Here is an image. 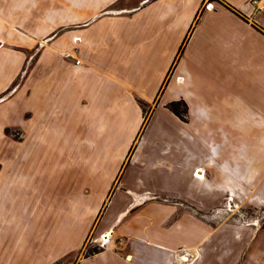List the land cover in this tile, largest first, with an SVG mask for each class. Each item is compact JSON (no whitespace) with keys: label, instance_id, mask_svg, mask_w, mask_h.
I'll list each match as a JSON object with an SVG mask.
<instances>
[{"label":"crops","instance_id":"1","mask_svg":"<svg viewBox=\"0 0 264 264\" xmlns=\"http://www.w3.org/2000/svg\"><path fill=\"white\" fill-rule=\"evenodd\" d=\"M209 1L0 0V264H217L196 213L264 185V13Z\"/></svg>","mask_w":264,"mask_h":264},{"label":"rangeland","instance_id":"2","mask_svg":"<svg viewBox=\"0 0 264 264\" xmlns=\"http://www.w3.org/2000/svg\"><path fill=\"white\" fill-rule=\"evenodd\" d=\"M208 2L212 3L207 0ZM10 47V44L0 41V48ZM32 62L33 53L30 54L25 66H32ZM14 87L2 95L0 101L7 99L13 92ZM240 109L243 108L240 106ZM223 126L228 131L226 135H229V138L232 137L233 143L237 145L238 140L243 135L241 130L232 128L227 123H224ZM7 133L15 139L19 138V135H16V130H7ZM195 137L200 141L202 147L210 148L217 141L219 145L224 141L225 132L222 135H208L206 129L202 128L201 135H195ZM251 172L250 170V174H252ZM256 180L255 184L258 185L251 186L249 191L245 193L246 202L240 204L224 202L214 208L196 213L197 217L203 222L202 226L227 229L231 233L233 232L236 239L241 235L243 237L239 241H232V238L228 235L230 232L227 233L224 230L220 231L219 235L214 237L215 239L208 237L201 245L202 248L207 250V254L204 252L205 256L202 257L204 260H216L217 264H264V204L248 201L252 199L250 197L255 196L264 199V185L258 183V178ZM252 187L256 188L252 190ZM94 238V235L89 237L82 251L83 255L89 256L94 251L99 252L100 249H104L99 246ZM213 239L215 241H211ZM197 258H199V255Z\"/></svg>","mask_w":264,"mask_h":264},{"label":"built area","instance_id":"3","mask_svg":"<svg viewBox=\"0 0 264 264\" xmlns=\"http://www.w3.org/2000/svg\"><path fill=\"white\" fill-rule=\"evenodd\" d=\"M247 4L251 7L253 13H264V0H249ZM211 6L212 3H209L207 8H210ZM111 238H112V234L106 233V234H102L100 238L96 239L95 241L98 242L101 248H105L110 243ZM120 241H122V239H120ZM181 251H182L181 254L176 255V259L183 261L182 258L185 255H187L189 260L190 258H192L191 254L188 251H185L183 249Z\"/></svg>","mask_w":264,"mask_h":264},{"label":"trees","instance_id":"4","mask_svg":"<svg viewBox=\"0 0 264 264\" xmlns=\"http://www.w3.org/2000/svg\"><path fill=\"white\" fill-rule=\"evenodd\" d=\"M197 23H198V17L196 18L195 25L192 27L193 29H194V27L196 26ZM180 51L182 52L183 51V48H181ZM167 107L175 115H177L179 118H181L183 121H186L187 120L188 107H187V104L184 101L172 102V103L168 104ZM94 253H97V251H94L90 255H92Z\"/></svg>","mask_w":264,"mask_h":264},{"label":"bare ground","instance_id":"5","mask_svg":"<svg viewBox=\"0 0 264 264\" xmlns=\"http://www.w3.org/2000/svg\"><path fill=\"white\" fill-rule=\"evenodd\" d=\"M182 260H183L184 262H188V261H189V258L187 257V255H185V256L182 258Z\"/></svg>","mask_w":264,"mask_h":264}]
</instances>
